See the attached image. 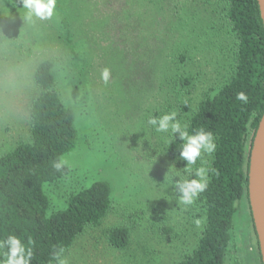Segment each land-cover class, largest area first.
<instances>
[{
	"label": "rangeland",
	"instance_id": "1",
	"mask_svg": "<svg viewBox=\"0 0 264 264\" xmlns=\"http://www.w3.org/2000/svg\"><path fill=\"white\" fill-rule=\"evenodd\" d=\"M129 1L57 0L54 19L29 23L18 0H0V152L28 140L29 105L38 92L33 72L41 61L57 59V84L76 113L79 140L65 156L69 175L45 189L51 210L64 208L71 194L94 181L112 190L101 225L87 228L64 254L69 264H177L195 248L204 225L193 223L204 220L196 204H178L167 184L175 162L166 153L167 134L147 124L146 101L154 110L157 95L164 113L174 110L187 124L204 94L229 78L232 35L220 23L218 0ZM77 45L88 64L81 77L89 82L86 102L82 85H75L81 78L73 74L80 58L73 65L64 57ZM105 67L107 84L100 78ZM164 68L172 93L161 98ZM121 226L130 230L129 244L116 250L107 234ZM225 264H262L246 196L238 203Z\"/></svg>",
	"mask_w": 264,
	"mask_h": 264
},
{
	"label": "trees",
	"instance_id": "2",
	"mask_svg": "<svg viewBox=\"0 0 264 264\" xmlns=\"http://www.w3.org/2000/svg\"><path fill=\"white\" fill-rule=\"evenodd\" d=\"M135 1H129V5ZM217 4L221 8L220 23L232 35L233 63L229 78L217 91L204 94L187 122L190 134L201 128L211 131L217 147L207 166L212 169L209 187L195 203L204 216L200 237L192 252L177 264H225L238 203L247 197V140L252 133V143L264 112V28L258 4L256 0H218ZM64 42H70V37ZM80 47L77 45L64 56L73 65L80 58L73 72L76 78L82 77L88 65L82 51L77 50ZM59 63L57 59H46L36 66L32 81L38 92L28 110L29 138L0 152V239L16 234L25 243L31 241L32 264H55L53 253L63 248L65 254L87 228L100 226L112 207L110 185L94 181L71 194L64 208L51 210L46 187L70 173L68 167L57 172L52 164L57 158L73 153L79 140L76 113L64 102L57 84ZM171 79L168 69L161 70V98L172 93L167 87ZM88 83V79L81 78L75 84L82 85L85 102ZM239 92L246 93L247 103L237 99ZM154 105L153 110L146 101L147 119L149 113L157 116L164 113L157 95ZM181 144L176 139L166 148L179 170L185 166L179 159ZM199 166L198 160L193 167ZM181 175L188 176L185 172ZM129 231L124 226L111 229L107 234L109 245L116 250L125 249Z\"/></svg>",
	"mask_w": 264,
	"mask_h": 264
},
{
	"label": "clouds",
	"instance_id": "3",
	"mask_svg": "<svg viewBox=\"0 0 264 264\" xmlns=\"http://www.w3.org/2000/svg\"><path fill=\"white\" fill-rule=\"evenodd\" d=\"M18 2L22 5L23 19L29 23L50 21L57 16V0H18ZM110 75V69L105 67L100 73V78L107 84ZM237 99L244 103L248 102L244 92H239ZM147 124L155 132L167 134V143L170 144L176 139L182 142L179 159L185 162V166L182 170H177L174 164L170 165L165 179L167 184L173 187L178 204L185 207L194 205L209 187V172L212 169L204 166L207 163L205 156H211L215 152L217 147L215 137L211 131L203 128L190 134L188 125L178 119V113L174 110L159 116H149ZM198 160L200 166L194 168ZM67 166L69 162L63 157L57 158L52 164L57 172H62ZM181 172L187 173L188 176L181 175ZM193 223L199 228L204 220L196 218ZM30 244L31 241L25 243L16 234H9L6 238L0 239V264H32L34 254ZM53 259L55 264H69L63 248L53 253Z\"/></svg>",
	"mask_w": 264,
	"mask_h": 264
},
{
	"label": "water",
	"instance_id": "4",
	"mask_svg": "<svg viewBox=\"0 0 264 264\" xmlns=\"http://www.w3.org/2000/svg\"><path fill=\"white\" fill-rule=\"evenodd\" d=\"M264 28V0H256ZM247 198L256 233L261 263L264 264V112L249 150Z\"/></svg>",
	"mask_w": 264,
	"mask_h": 264
}]
</instances>
